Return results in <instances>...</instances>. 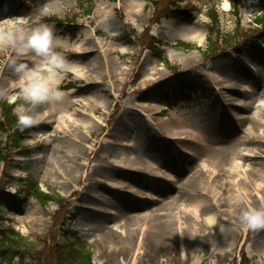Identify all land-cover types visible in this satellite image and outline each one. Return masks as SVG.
<instances>
[{
	"label": "rangeland",
	"instance_id": "374dc122",
	"mask_svg": "<svg viewBox=\"0 0 264 264\" xmlns=\"http://www.w3.org/2000/svg\"><path fill=\"white\" fill-rule=\"evenodd\" d=\"M45 5H48L51 11L42 17L41 22L54 26L58 33L71 34L75 39L81 29H84L83 36L86 38L85 31L91 29L103 42H100V49L92 47L87 41L88 50L68 53L70 58L83 65L85 76L81 79L66 81L63 85L66 90H72L68 95L72 103L69 108L72 113L69 119H72V123L67 125L63 122L67 118L51 116L48 112L49 107L30 106L20 97L9 102V97L18 91L13 86V81L17 77L8 65V57L13 56L14 52L7 45H0V103L14 104V109L17 110L18 106H24L37 116L33 125L16 135L20 139L16 147L15 144L14 147L11 146L8 134L0 132V227L14 228L31 243L38 244L40 238L48 237L50 241L55 238L58 243H63L68 236L65 231L60 229L53 236L51 234L60 228V222H65L71 226L73 235L69 236L89 244L92 264H192L194 253H204L203 264H209L207 254L211 253L212 248L209 242L217 249L214 254L216 264H239L243 254L252 264H264V250L257 247L254 240H250L256 231H244L239 216L229 211L230 208L224 202L218 205L212 204L219 223L217 232L200 240L191 238L190 223L189 221L187 223L184 214L181 213L176 220L179 202L169 205L167 211L164 210V213H167L169 209L173 216L167 219L172 222V232L168 236V240L171 241L167 247L140 245L143 234L153 231L155 226L153 225L150 229L151 220L146 219L142 222V236L135 235L128 246L116 244L108 238L109 236H106L110 231L117 229L115 239H121V232L124 236L126 233L123 226L127 217L141 215L140 211L146 210L147 207L148 212L159 208L164 209L163 204L174 200L175 195H186L188 189L184 191L183 183L199 172L198 169L201 163H204L202 159L205 157L203 155L188 156L185 153L176 155L174 158L176 167L171 169L163 163L168 160V157H162L160 161L153 159L156 163H161L168 174H174L177 180L176 183H160L164 185V188H169L171 196L169 198L163 196L161 202L154 203L146 196L158 191L141 183L140 178L161 177L162 172L156 168L155 173H147L150 177L146 174L144 177L142 173L141 176L138 175L140 173H133V176L127 175L130 174L127 173L130 163L119 159L122 156L120 151L114 150L115 146L109 143L111 136L116 138L120 133L124 137L119 136V138L125 140L146 136L144 141L139 140V143L149 141L150 145L158 150L157 147L161 146L160 139L155 136L154 140L147 139L141 126L142 118L136 109L148 115L165 108V116L154 114L153 117L161 121L166 119L165 128L173 130L174 125H177V117L183 111L202 106L204 102L206 105L208 101L213 109L218 108L220 97H217V92L213 91L212 84L208 82V77H212L210 75L212 71H218L230 77L227 74L230 69V71H237L241 68L240 75L248 78L247 80L239 78L238 81L254 86L258 80V74L252 75L237 61L250 65V62L258 59L257 56L264 57V28L261 27L263 29L261 39H258L260 33L255 31V29L260 30L255 20L263 14L259 0H241L240 23L235 19L228 0H193V3L186 5V7H197L198 11L194 10L192 16L177 15V18L169 19L163 17L158 22L154 16L155 7L147 0H117L116 2L97 0L94 12L90 16L84 14L77 0H27L25 3L20 0H1L0 19L27 16L29 24L25 27H28L35 22L36 15ZM210 8L216 10L220 31L224 33H220L222 38L218 37L216 40L215 34H212V30H216L215 24L211 30V21L206 14ZM107 10L109 14H106ZM202 12L208 17V21L196 22L197 16ZM53 18L58 19L62 24L52 23L50 20ZM227 24L231 27H224ZM198 29H202L204 34L202 43L193 39V33ZM150 35L155 37L164 56L160 57L159 51L150 49ZM212 40L216 43V49L210 51L209 44ZM182 43L189 44L192 48L182 49ZM106 52L110 53L111 62L124 67H133H131V75L126 77L125 81L122 82L119 78L109 81L113 87L108 84L106 75L108 68L109 72L111 70V75L114 70L104 63ZM31 55L30 53L20 59L30 62ZM95 59L99 61V67H103L100 75L94 73ZM149 77L155 80L150 81ZM181 84L186 86L183 92L179 88ZM226 84L231 86L229 82ZM124 88H126L125 97L121 100ZM183 93L185 95H181ZM98 97L106 100L104 106L100 105ZM252 98H248L249 102ZM260 99H256L257 103L264 100ZM119 101H122V108L117 113L116 105ZM168 105L173 108L166 111ZM240 111L243 113L242 110ZM250 111L249 115H252L254 110ZM14 112L16 114V111ZM241 112L237 110L235 113L242 117ZM42 113L47 116L42 117ZM88 117L103 123L105 127L94 123L91 131L86 127L82 128L81 133L72 130V126L77 125V119ZM1 118L0 106V121ZM226 118L227 123L221 125L219 129H226L230 134L229 136L227 134L230 145H235L239 138L246 136L250 123L249 121L245 124L241 123L233 117L226 116ZM127 124H129L128 127ZM161 131L159 130V134H162ZM73 132H76L77 138L73 137L75 136ZM260 138L264 141V136ZM135 143L138 144V142ZM99 148H102L101 152L92 153V150ZM79 150L82 153L81 160L75 165L76 173H74L67 163L75 160L74 157H70V155L74 156L70 152ZM160 150L164 151L162 146ZM1 158L4 160L2 161ZM87 161L88 165L85 168L84 164ZM57 163L60 165L55 167ZM225 169L226 166L220 169L214 165L203 169L201 172L203 183L208 185L210 181L216 185L226 183ZM25 180L38 182L42 190L60 196L63 203L59 205L54 202L43 208L35 199L20 191V185ZM132 187L140 191L138 197L127 192ZM202 187L199 186L200 189ZM193 194L189 189L188 197H186L189 198ZM220 195L224 197L225 194L222 192ZM104 198H108L110 202L113 201L117 207H120L119 210L117 209L118 214L116 211L115 215L110 214L111 208L103 202ZM258 206H262V203L260 202ZM71 216L75 217L74 221H70L73 218ZM230 228L235 229L238 234L235 233L231 242L232 246L228 247L224 235ZM178 229H182L184 233L183 242L177 235Z\"/></svg>",
	"mask_w": 264,
	"mask_h": 264
},
{
	"label": "bare ground",
	"instance_id": "6f19581e",
	"mask_svg": "<svg viewBox=\"0 0 264 264\" xmlns=\"http://www.w3.org/2000/svg\"><path fill=\"white\" fill-rule=\"evenodd\" d=\"M106 14H109V11H106ZM86 33V39L88 43H91V46L97 49H100V42H103L102 39L98 38L95 34L94 30L87 29L85 31ZM193 39L199 41V43H202L204 41V34L202 29L195 30L193 33ZM104 57V63L107 64V67H112L113 75H111V70L109 72V68L106 70V75L108 79V84L113 87V85L110 84L109 81H112L113 78H119L122 82L126 80V77L128 78L132 73V66H121V64H117L114 62H111L110 59V53L106 52ZM257 60L253 63L251 62L250 65H248L249 69L252 70L254 73L258 74V80L255 83V85L251 86L249 83H243L238 80L244 79L247 80L248 77L244 75H240L242 69L239 68L237 71H228L227 73L230 77L224 75L223 73H219L218 71H212L210 75L212 77H208V82L210 83L211 87L217 86V92L220 95V103L218 104V108L213 109L212 104L210 101H208L205 105V102L202 106L193 107L189 109L188 111H183L180 116L177 117V125H174V129L171 128H165V120L161 121L160 119H155L153 115H166L164 114L165 108L160 109L159 111H156L154 114H148L146 115L145 112L141 113L139 110L136 109V111L139 114V116L142 118V124L143 132L147 135V139L154 140V136L158 139H160L159 145L162 146L164 151H161V146H158V150H156V147H153L150 145L149 141L144 142L143 144L139 143L140 141H144L146 138H138V137H132L131 140H125L120 137H124L122 135L117 136L116 138H113L114 136H111L109 143L113 146H115L114 150H119L120 156L119 159H123L127 161V163H130V166L127 167V174L129 176H133V173H155L156 171L154 169H158L162 172V176L160 178L153 177L151 179L146 178H140L141 183H144L148 186L153 187L155 190H157V193H149V199L151 202H161L163 199L161 197L168 196V198L171 196L169 188H164L163 185H158L157 182H155V179L160 181L161 183H176L177 180L175 179L174 174H168L163 171V167L161 163H156L155 160H162V157H168V160L162 161L165 163L169 169L171 167H176V164L174 163V158L176 155L185 153L188 155L193 156H199L203 155L205 156L204 159H202L203 164L201 163L200 169H198V173H195L190 178L187 179L186 182L183 183V189L184 191L188 189H191V194H194L188 197V193L185 194H179L178 196L175 195L174 200L167 204H163V208H159L155 211L151 210L148 212V207L144 211H140L141 215H134L133 217L129 216L127 217V220H124V226L126 233L125 236L121 235V239H115V233L118 232L117 229L110 231L106 236H109L108 238H111V240L116 244H127L130 245L132 243V238L134 239L135 235L139 237L142 236V222L146 220H151L150 222V229L154 226V230L150 231L149 233L143 234V237L140 239V245L143 244L147 247L152 246H168L171 240H168L169 234L172 232L171 230V224L168 218L171 219L172 212L168 209L167 213H164L167 208H169V205H173L175 203L179 202V207L182 203H201L203 204L202 212H201V219L197 220L194 216L191 215H185V218L187 220V223L189 221L190 223V233L191 237L194 234H200L201 237H197L195 240H200L205 237H209L212 235H215L217 232V227H219V223L215 225H208L204 217L215 214L212 204H219L221 202H224L226 205H228L229 208H231L230 204V197L231 194L235 190V185L233 184V180L236 179L235 175H229V173L225 169L224 175L226 176V183H222L219 185L213 184V182H209V185L207 183H203L202 181V173L203 169L215 166L217 168L223 169L225 166L227 167L234 156L238 157L242 161V167L248 168V165H252V170L248 172V176L251 178V183H248L244 180L240 181V184L243 186L248 187L249 189H252L254 187V184L256 180L264 178V141L260 138V136H264V57L261 58L260 56H257ZM132 67V68H131ZM94 73L97 75H100V71L103 70V67H99V61L95 59L93 64ZM231 72V73H230ZM231 74V75H230ZM233 74V75H232ZM252 76V75H251ZM263 76V77H262ZM238 78V79H236ZM150 81H154V78L149 77ZM231 84V86H228L226 83ZM216 85V86H215ZM123 89L121 94V100L125 97L124 90ZM226 90V91H224ZM224 91V92H223ZM238 93L241 95L238 97ZM236 96V97H234ZM248 96V97H246ZM252 98L249 102L248 98ZM98 102L100 105L105 104L106 100L102 97H98ZM258 98H261L257 103ZM77 101H75L76 103ZM70 100L68 96L65 98V100L62 103L59 104H53V103H46L39 105L38 108H44L49 107L48 112L51 116L58 115L65 119L63 122L65 125L72 123V119H69V116L72 115V113L69 111V108L71 107ZM122 104V101H119V105ZM211 104V105H210ZM242 107V108H240ZM128 108V107H127ZM131 109V107H129ZM128 108V109H129ZM129 109V110H130ZM133 109V108H132ZM243 111L241 114H243L242 117L238 115L237 112ZM250 110H254V113L252 115L250 114ZM233 114L236 118V121H239L241 123H246L249 121L250 125L247 128V133L245 137L239 138L235 145H230L229 139L227 137L228 131L224 128L221 130L219 129L221 125L224 123H227L225 119L226 115L225 113ZM149 113V110H148ZM41 114V113H40ZM240 114V115H241ZM49 115V116H50ZM88 115V114H87ZM47 116L45 113H42V117ZM89 116V115H88ZM157 120V121H156ZM80 122V123H78ZM94 123H99L103 127L105 125L103 123H100L99 121L93 120L91 118H82L77 119V125L72 126V130H76L79 133L83 130V127H86L89 131H91V126L94 125ZM129 124H127V127ZM107 128V126H106ZM165 130H164V129ZM67 130V129H66ZM159 130L162 132V134H159ZM147 133H146V132ZM71 134L70 132H68ZM143 133V134H144ZM153 133V135H152ZM75 134V138H77L76 132H73ZM166 134V135H165ZM157 135V136H156ZM230 134H228L229 136ZM135 142H138L135 143ZM212 142V143H211ZM99 144V143H98ZM97 144V145H98ZM213 144V145H212ZM96 147V146H95ZM177 147V148H176ZM94 148V147H93ZM118 148V149H117ZM151 148V149H150ZM102 148H99L98 150H92V153L101 152ZM155 150V151H154ZM166 152V153H165ZM70 157H74V161L67 163V166L74 172L75 171V165L81 160V151L78 152L71 151ZM115 153V152H114ZM172 154V155H171ZM90 155V154H88ZM115 155H118L115 153ZM165 155V156H164ZM97 156V155H96ZM115 157V156H114ZM202 157V156H201ZM149 159V160H148ZM155 163H153L151 160ZM151 162V164H150ZM74 163V165H73ZM226 163L228 165H226ZM60 164L57 163L56 166ZM88 165V161L84 164L85 168ZM175 169V168H172ZM60 172V170H59ZM176 172H178L176 170ZM61 173V172H60ZM143 175V174H142ZM221 177V176H220ZM139 179V178H138ZM218 179H220L218 177ZM217 179V180H218ZM223 180V179H222ZM153 181V182H151ZM199 186H203L201 189ZM210 186V187H209ZM130 188V187H129ZM132 187V189L128 190L127 192L134 196L138 197L140 194L139 190H136ZM200 189V190H199ZM193 191V192H192ZM198 192V193H197ZM222 192H224V197L220 195ZM96 193V192H95ZM216 193H219V195H216ZM136 195V196H135ZM187 196V197H186ZM252 199L254 203L258 206L260 202L262 203V206H264V193H260L259 195L252 193ZM103 202L107 204L109 208H111L110 214L115 215L117 212V209L119 210L120 207H117L115 205V202L111 201L108 198H104ZM162 206V207H163ZM166 206V207H165ZM168 206V207H167ZM171 207V206H170ZM145 208V206H144ZM116 211V213H115ZM148 212V213H147ZM183 214V213H182ZM234 214V213H233ZM178 215H175V218L177 220ZM217 218V216H216ZM165 219V220H163ZM139 226V228H138ZM207 232H209L207 234ZM235 233L238 234V232L233 229H227L225 231V241L227 243V246H232L231 242L235 236ZM254 237H251L250 240H254V244L264 250V229L256 230L254 232ZM177 235L180 237V241L183 242L184 233L182 232V229L177 230ZM137 239V238H136ZM111 241V242H112ZM137 243V241H136ZM138 244V243H137ZM128 248V247H127Z\"/></svg>",
	"mask_w": 264,
	"mask_h": 264
},
{
	"label": "clouds",
	"instance_id": "9594fccd",
	"mask_svg": "<svg viewBox=\"0 0 264 264\" xmlns=\"http://www.w3.org/2000/svg\"><path fill=\"white\" fill-rule=\"evenodd\" d=\"M50 11V7L45 5L36 15L35 22L28 27H25L29 24L27 16L0 19V45H7L14 52L13 56L8 57V65L17 77L13 81V86L18 91L9 97V102L20 97L30 106L62 103L72 91L63 87L65 82L85 76L83 65L68 55L69 52L88 50L87 39L83 36L84 29H81L75 39L71 34L58 33L54 26L41 22L42 17ZM207 21L208 17L203 12L197 16L196 22ZM224 27L231 25L227 24ZM30 53L32 54L30 62L20 59ZM14 111H16V124L20 130L33 125L37 120V116L24 106H18V110L14 109ZM251 170V164L248 168H243L242 161L236 156L226 167L229 175L236 176L233 180L235 190L230 197L229 211L239 216L244 231L264 229V206H257L252 199V193L257 195L264 193V178L256 180L252 189L240 184L241 180L251 183V178L248 176ZM202 208L201 203H182L177 215L183 213L200 220ZM204 219L210 226L217 223L215 214H210ZM197 237H201L200 234H194L191 238ZM209 243L212 245L211 253L207 254L209 264H216L214 254L217 249L211 242ZM204 255V253H194L192 264H203Z\"/></svg>",
	"mask_w": 264,
	"mask_h": 264
},
{
	"label": "trees",
	"instance_id": "16d2710c",
	"mask_svg": "<svg viewBox=\"0 0 264 264\" xmlns=\"http://www.w3.org/2000/svg\"><path fill=\"white\" fill-rule=\"evenodd\" d=\"M149 1L154 4L155 9L153 11L155 18L157 19L156 22L163 17L171 18L177 17V15H185L189 17L191 15L192 8L179 5L184 3L185 0ZM78 2L85 15H90L93 12L95 0H78ZM230 2L233 7L235 19L239 21V0H230ZM259 3L263 16L258 18L257 22L262 23L264 22V0H259ZM207 14L211 19V30L214 27V24L216 27V30H212V34H215L216 38L220 37V33H224L220 31L216 10L210 8ZM52 21L58 23L56 19H53ZM150 46H152V38ZM181 47L186 49L192 48L189 44L185 43L181 44ZM215 49L216 43L212 40L209 44V50L213 51ZM1 109L4 119L3 121H0V132L10 134L11 136H9V139L11 143L16 146L20 142L19 136L16 135L21 134L22 130H20L16 124L14 106L7 102H3L1 103ZM1 160L4 159L1 158ZM20 191L33 197L42 207H46L51 202H56L59 205L63 203L60 196L42 191L39 183L33 180L24 181L20 185ZM71 217L73 218L70 221L75 218L74 216ZM55 221H57L56 218ZM59 226L60 228L56 231L54 230L51 236L62 229L65 231V234H68L63 243H58L55 238L50 241L48 237L44 239L40 238L38 244L29 242L27 238L12 227H0V264H92V252L89 248V244L81 239H73L69 236L72 235V232L69 228L70 225L68 226L67 223L60 222ZM239 264H252V262L243 254V259Z\"/></svg>",
	"mask_w": 264,
	"mask_h": 264
}]
</instances>
